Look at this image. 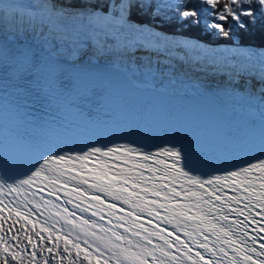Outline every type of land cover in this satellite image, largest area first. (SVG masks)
Segmentation results:
<instances>
[{
	"label": "snow or ice",
	"instance_id": "snow-or-ice-1",
	"mask_svg": "<svg viewBox=\"0 0 264 264\" xmlns=\"http://www.w3.org/2000/svg\"><path fill=\"white\" fill-rule=\"evenodd\" d=\"M203 2L222 6L218 21L234 22L211 24L224 37L264 20V0ZM0 4V17L11 27L39 26L45 39H67L85 26L92 34L132 30L129 10L150 7L120 0L104 15L86 0ZM199 15L194 8L182 12ZM182 43L217 62L219 50ZM223 51L250 55L238 47ZM260 115L259 155L221 174L194 169L183 147L114 144L53 148L21 178L0 176V264H264V108Z\"/></svg>",
	"mask_w": 264,
	"mask_h": 264
},
{
	"label": "bare ground",
	"instance_id": "bare-ground-1",
	"mask_svg": "<svg viewBox=\"0 0 264 264\" xmlns=\"http://www.w3.org/2000/svg\"><path fill=\"white\" fill-rule=\"evenodd\" d=\"M123 30L124 28H121L114 33L120 36ZM47 31L45 28V35H47ZM0 37L16 43L26 42V44L53 59L71 62L64 59L65 53H61L63 50L57 46L54 37L45 39L40 34V29L35 32H27L18 28L6 27L0 30ZM141 38V42L149 41L145 37ZM50 39L53 41L51 42ZM150 49L152 48L141 45L133 54L117 56L103 55L92 49L88 55L74 56L72 54L70 56L75 60L73 62L75 65L80 64L83 68L92 71L95 70L94 66L102 67V69L103 67L113 69L120 77L142 87H152L193 100L208 101L225 110L235 108L261 118L260 113L264 108L262 82H256L254 79L245 76H238L233 72L222 71L224 67L219 68L216 64L209 65L208 63L205 66L203 58H199V62H203L202 68H199L200 66L197 64L190 65L185 60L187 58L178 51V48H170L167 55H161L158 51L154 52ZM209 70L213 73L207 74ZM238 110H235V113L242 115ZM15 228H20V225H15ZM11 235H16L15 230ZM10 242L15 245L20 240ZM24 243L26 244V241ZM28 251L30 252L31 248ZM48 255L45 253V256Z\"/></svg>",
	"mask_w": 264,
	"mask_h": 264
},
{
	"label": "rangeland",
	"instance_id": "rangeland-1",
	"mask_svg": "<svg viewBox=\"0 0 264 264\" xmlns=\"http://www.w3.org/2000/svg\"><path fill=\"white\" fill-rule=\"evenodd\" d=\"M5 1L10 2V0H3L4 3ZM37 1V0H33ZM111 0H106V2H110ZM145 1V0H144ZM151 1L153 0H147V4L150 5ZM180 1V0H179ZM182 1V0H181ZM203 1V0H202ZM15 3L24 5V6H30V2L32 0H14ZM177 3L178 0H154V4L156 6H160L162 9H165L167 12V15L169 17H172L174 15V11L177 10L176 6H171L174 3ZM181 4V3H180ZM154 9V8H153ZM30 10L35 11V8H31ZM71 10V9H70ZM92 11V10H91ZM95 12H98L96 10ZM179 19H183L181 16H177ZM85 21V25H86ZM132 31H128L129 33L134 32L135 38L138 36L145 37L142 34H148L150 33V36L146 37L150 39V41L145 42V44L141 43L138 41L136 44H132L131 42L128 41H110L109 38L108 40L105 38L103 41L100 42L99 38H101L104 34L102 32H97L96 34H92L91 29L88 28L87 26L79 29L78 32H73L71 36H69L67 39H62L59 35H54V41L56 42L57 46L63 50L61 53H65V58L67 60H70L72 63L75 61L73 58H71L70 55L74 56H84L90 54L91 50H96L97 52L103 54V55H121V54H133V52L136 49L140 48V45H144L147 47H151V51L157 52L161 55H167L168 51L170 48H178V51H180L181 55L184 53V44L181 43L178 46L174 47H168L167 49L166 44L162 43V37H157L158 32L152 31L153 27L146 26V24L140 25L139 27L133 25ZM6 27H11V25L4 21L2 17H0V30ZM19 29V28H18ZM39 29V26H37L36 30ZM47 29V28H46ZM23 31L27 32H35L36 30H33L31 28L25 27L24 29H21ZM139 30V31H137ZM113 33L112 35H114ZM114 36H118V34H115ZM119 40V39H118ZM52 42L53 40L50 39ZM75 41V42H73ZM182 41H187L186 39H182ZM151 42H158L162 46L160 47V50H158L157 45H152ZM195 43V41H192ZM148 44L152 46H148ZM139 46V47H138ZM204 48V47H203ZM210 48V47H209ZM208 48V49H209ZM240 49L246 50L250 52V55L248 57H245L243 55H232L231 53L228 54L227 56H230L232 58L231 62H225L230 68L228 70L224 69L222 71H227V72H233L234 74H237L238 76H245L251 79H254L256 82H262V77H264V50L260 49H254V48H247V47H239ZM167 49V50H165ZM186 49V48H185ZM188 51V49H186ZM191 50V48H190ZM197 51L196 50H191L186 53V62L190 65L197 64L200 66L199 68L203 67V62H199V57L196 56ZM226 55V54H224ZM223 55V56H224ZM225 60V59H223ZM205 66L208 64L206 60H204ZM210 65V64H209ZM200 70V69H196ZM213 71H207V74H212Z\"/></svg>",
	"mask_w": 264,
	"mask_h": 264
},
{
	"label": "trees",
	"instance_id": "trees-1",
	"mask_svg": "<svg viewBox=\"0 0 264 264\" xmlns=\"http://www.w3.org/2000/svg\"><path fill=\"white\" fill-rule=\"evenodd\" d=\"M181 3V4H180ZM93 9L97 8V1L91 2ZM134 4V3H133ZM136 4H139L138 2ZM135 5V4H134ZM177 10L174 15L169 17L165 9L160 6H154V9L146 7L140 10L137 7H132L129 10V19L134 24L151 26L161 33L168 36H181L194 41L202 42L207 45L225 44L235 47H247L264 50V20H258L255 24L249 21L247 31L232 29L229 37H224L217 30L211 28V24L220 22L226 27L234 22L218 21V15L223 11L222 6L212 8L205 4L202 0H180L175 5ZM197 10L200 15L197 17H182L184 10Z\"/></svg>",
	"mask_w": 264,
	"mask_h": 264
}]
</instances>
